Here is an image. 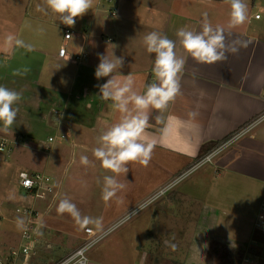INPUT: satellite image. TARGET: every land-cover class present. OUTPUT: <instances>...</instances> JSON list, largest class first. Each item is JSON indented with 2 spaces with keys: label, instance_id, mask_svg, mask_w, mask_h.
Returning <instances> with one entry per match:
<instances>
[{
  "label": "crops",
  "instance_id": "0c3cea01",
  "mask_svg": "<svg viewBox=\"0 0 264 264\" xmlns=\"http://www.w3.org/2000/svg\"><path fill=\"white\" fill-rule=\"evenodd\" d=\"M106 1L94 0L92 9L81 17L74 18L75 25L69 27L57 20V14L47 8L45 0H0L1 48L4 47L5 37L9 33L15 34L26 43L34 40L41 43L39 46L32 45L33 50L30 52L23 48L16 49L8 53L6 59L3 58L4 62H0V85L22 93L21 100L14 105L18 108L17 117L7 132L3 131V124L0 122V138L15 141L11 155H19L11 161L10 157L4 158L0 153V253L6 254L20 242L21 230L16 226L17 216L14 211H10L13 198L19 191L29 195L19 186L16 176L20 171L41 173L52 179L54 195L45 196V206L36 210L44 225L40 228L42 235L39 234L43 249L61 251L58 262L88 240H80L75 246H67L72 237L71 229L77 225V221L69 213L61 214L57 211L59 202L56 199L67 187L70 193H64L63 197L72 203L77 200L76 192L80 184L76 183L78 180L70 181L71 177L84 175L88 173L87 169L95 172L96 168L102 167L100 161L94 157L93 149L98 146L101 133L117 123L121 117V113L113 109L111 100L105 101L99 96L98 86L105 83L110 76L99 80L95 77V70L100 62L98 54H106L111 58L114 51L115 56L123 57L124 65L118 71L121 75L131 73L135 80V90L144 94L146 85L155 80L152 71L155 54L147 52L144 37L156 31L175 41V52L178 57L186 58V63L180 74V94L174 101L169 102L165 110H148L149 127L141 139L146 142L155 141L151 162L155 161L157 169L167 175L171 173L164 165L165 158L171 167L175 161L195 163L196 166H190L191 169L185 170L180 176L193 169L189 176L194 180L199 179L202 184L204 175L208 172L209 177H212L210 186L217 182L226 188L224 196L207 194L205 204L196 208L193 217L197 216V219L188 240L183 264H205L206 251L212 241L244 252L255 248L259 253L258 259L264 260V224L260 228L253 226L258 218L256 210L264 199V143L258 138L264 136V127L258 129L264 119L241 133L231 145L214 148L215 152L206 153L194 161L201 146L240 131L264 112V49H259L258 40L246 32L242 35V41H239L237 34L226 30V58L212 64L199 62L185 52L176 33L185 26L188 29L201 28L200 17H195L202 12L200 0H190L184 4L185 16L177 8L175 11L164 12L165 6L171 5V0H152L154 8L148 11L143 10L144 6L138 2L116 0L117 4L113 5ZM38 4L45 7L47 14L36 11V7L35 11L31 9ZM1 11L7 12L10 18ZM60 29H63L62 37L57 41L52 40L55 31ZM65 31L70 33L69 40L63 38ZM242 42L249 44L250 49L243 50L245 45ZM61 47L65 49L63 57L58 55ZM232 48L237 51H231ZM83 55L85 58H82ZM32 58L36 60L32 61ZM36 65L41 67L33 75ZM24 67L29 69L26 74H12L15 69ZM190 112H195V117H190ZM32 113L34 114L29 116ZM36 118L49 129L50 134L59 135L61 143L71 145L69 148L60 147L53 159L45 158L37 173L22 168L24 162L35 165L37 160L33 157L20 159L21 155L25 158V150L30 148L25 141H28L27 145L29 143L41 146L34 142L35 135L31 134L34 127L32 120ZM18 121L21 125L17 124ZM254 129H257L256 134L251 133ZM227 149L231 151L223 153ZM49 152L50 148L44 154L49 156ZM81 155H87L92 163L82 165ZM250 157V164H247L244 160ZM128 168L126 174L132 181L134 172H140L141 179L148 180V172L144 170L147 167L139 165L138 162H130ZM67 179L69 183L66 182ZM87 181L91 179L87 178ZM170 184L164 185L150 197L137 200L135 209L118 220L111 219V213L115 212L118 204L113 201L114 208L112 212L110 209L107 219H102L104 211H101L99 225L106 224L97 234L108 231L113 233L116 223L125 217L130 219L129 214L133 213L135 216L134 212H138L140 207L141 210L148 207L143 226L140 225L137 230L145 235L155 226L152 219L156 218V214L163 219L160 225L172 217L167 212L162 213L163 209H170L174 205L183 208L187 202L193 205L194 198L188 201L181 196L169 200L161 197L159 199L163 202H155L152 206L151 200L158 198L157 193ZM79 200L81 202V198ZM251 210L256 214L255 218L251 217ZM19 217L26 220L21 215ZM183 217L181 212L179 219L182 220ZM86 228L88 227L85 226L84 229ZM92 247L93 245L87 251ZM39 252L36 258H39ZM91 255V258L88 257V264L111 262L103 253ZM248 259L249 257L243 262Z\"/></svg>",
  "mask_w": 264,
  "mask_h": 264
},
{
  "label": "rangeland",
  "instance_id": "374dc122",
  "mask_svg": "<svg viewBox=\"0 0 264 264\" xmlns=\"http://www.w3.org/2000/svg\"><path fill=\"white\" fill-rule=\"evenodd\" d=\"M124 2H138L139 5L144 6L142 7V9H145V11L150 10V8H154V3L152 0H124ZM188 2H190V0H171V5H166L164 8V12H169V10H174L175 8H177V11L185 16L186 11L184 4ZM200 2L201 3H199V6H201L202 12L195 17H200L201 22L204 17L203 14L207 13L208 18H210V21L214 23L215 26L217 24L224 26L229 25L231 19V5L229 0H200ZM174 4H176V7H174ZM35 7L36 5L31 7V9L35 11ZM1 12L4 13L7 18H10L7 12ZM255 14L258 15V18H260V20H256L254 18ZM211 18H213L214 20ZM228 30H231L233 33L237 34L239 41H242V35L244 32H246L247 34L253 36L258 40L257 42L259 43V49H264V0H256L254 3H252V0H250L247 20L243 24L228 27L227 31ZM62 35L63 29L57 30L53 34L52 40L54 39V41H57L62 37ZM29 43L33 46L41 45V43H39L37 40ZM243 45H245L243 50L250 49V45L246 44V42L243 43ZM1 49L3 48H1L0 46V54H2L0 55V62H4V59H6L8 53ZM34 60L36 59L32 58V61ZM40 67L38 68V65L34 67L33 75L39 72ZM33 114L34 113L30 114L29 116H32ZM49 115L50 114H48V116ZM32 123L34 124V127L32 128L31 134L35 135L33 136L35 140L34 142H38L42 147L47 146L48 148H50V152L48 154L49 156L42 153L40 150L42 147L39 146V149H37L38 151H35L33 149L30 150V148L29 150H25V158H22L21 155L20 159L26 160L29 157H33L35 160H37V163H35V165H30L29 162H24L22 167L23 169L37 173L41 170L45 158L50 157L51 159H53L58 153V149L60 147L64 146L69 148L71 147V145L61 143V140H59L58 138L59 135L54 136V134H50L49 129L45 128L37 118L32 120ZM17 124L21 125V122L18 121ZM262 127H264V122L258 127V129ZM256 131L257 129H254L251 131V133L256 134ZM237 132H232V135ZM49 136L52 140H54V142L49 143L48 140H46ZM258 138L260 142L264 143V136H258ZM232 142L234 143V139L228 145H226V147L231 145ZM220 145L215 148L220 147ZM229 151L231 150L227 149L223 153H227ZM211 152H215V149L211 150ZM245 154L248 153L245 152ZM17 156L19 155L17 154L15 156L14 154V156L10 155L9 157L10 160L13 161ZM244 161L247 164H250L251 157L246 158ZM191 164L192 162H188L185 160H182V162L175 161L171 167L167 164L165 158L164 165L166 169L171 173L170 175H167L166 173H161L160 169H157V167L155 166V161H150L147 169H144L148 172L147 176H149V178L147 181L146 179H141L140 172H134L133 181L131 177H127V174L122 173L117 177V179L125 184V188L120 190L115 197L107 202H105L102 198V189L104 186L103 178L106 175H112V173L110 174V170H108L107 172L105 171L107 169L98 167L95 169V172L92 169H89V171L87 169L88 173L84 175H77L76 177L72 176L70 181L78 180L76 183L80 184L76 192L77 200H73V203L79 209L81 216H87L91 218L92 222H90L86 226L91 229L94 235H96L98 233V230L104 224H106L102 223V225H99L95 222L97 219H100L101 211H104L102 219H107L106 217L107 214H109L110 209H112L111 212L113 211L114 202H117L118 204L114 209V215L111 213V219L118 220L125 213L127 214L130 210L135 209V207L138 205L135 204L137 200L141 198L145 199L147 198V196L150 197L158 189L164 187V185L166 186L168 183L171 184L165 189H162L160 193H157L158 198L154 197V199L151 200L153 201L152 206L156 203H162L163 201L159 199L161 197L169 200L174 199L175 197L183 196L187 198L188 201L194 198L193 205L187 202L184 205L182 204L183 208L178 207V205H174L172 206V208H168L167 210L162 208V213L167 212L166 214L172 217H169L168 219H166L167 222H163V224L160 225V221H163V219L160 218L161 215L159 216L158 214H156V218L152 219L153 223H155V226L152 227L153 229L151 232L148 231L145 235H143V232L137 230L143 226V218L144 216H147L146 214L148 213L149 208L145 207L141 210L140 207V209H137L139 210L138 212H134V214L136 213L135 216L133 215V213L129 214L130 219H127V217H125L124 219L116 223L113 233H108L109 231L106 232L103 237H101L97 241V243L93 245L92 248L86 251L85 255H87V258H91V254H96L97 252H99L103 253L106 259H109L111 261L109 262V264H172L175 262H183L186 247L188 245V240H190L191 238L194 223L197 219V216L193 217L196 213V208H198V205L199 208H201L202 205L205 204V198L207 194L224 196L223 192L226 189L224 185H218L217 182L213 183L210 186L209 183L212 180V177H209L210 174H208V172H206V175H204L202 184H200L199 179L194 180L192 179V176H189V174L192 173L193 169L190 172L188 171L189 173L187 172L180 176V174L189 169L190 166H196L195 163L192 165ZM16 177L18 178V176ZM87 178H90L91 181H87ZM66 182L69 183V179H67ZM64 193H70V190L67 189V187L64 188L62 194H58L59 196L57 197L56 202L58 201L60 203L62 199H65L63 197ZM53 195L48 196L52 197ZM79 198H81V202ZM13 199L14 202L11 206L10 211H14V214L17 217H19L20 214L18 215L15 212L16 210L23 208L33 209L35 211L38 209L40 210V208L45 206L47 202V199L45 200L41 198H34V196L32 195H25L20 191ZM146 204H144V206ZM259 208L260 205L256 210L257 215L253 214V210H251L250 212L252 218H255V215L256 218L258 217L257 222L261 214ZM156 212H159V208L156 210ZM181 212L184 214L182 220L179 219V214H181ZM253 221L254 219H252V223ZM253 226L256 228V225ZM84 227L85 226H81V224L77 223V225L73 229H71L72 237H70V242L67 243L68 247L77 245L80 240H87L90 238L89 236H86L84 234ZM260 227L262 226L260 225ZM37 251H40L39 254L41 256L38 255L39 258H36L37 256H32V258L30 259V264H56L59 262H57V259L62 253L61 251L58 252L43 249L42 246H40ZM50 259L55 261H50ZM243 264H258V258L249 256V259L243 262Z\"/></svg>",
  "mask_w": 264,
  "mask_h": 264
},
{
  "label": "clouds",
  "instance_id": "9594fccd",
  "mask_svg": "<svg viewBox=\"0 0 264 264\" xmlns=\"http://www.w3.org/2000/svg\"><path fill=\"white\" fill-rule=\"evenodd\" d=\"M93 2L94 0H45L47 8L57 14V20L69 27L75 25L74 18L81 17L92 9ZM229 2L231 19L228 26L217 24L213 27L207 13H204L199 30L188 29L185 26L177 31L176 35L183 49L193 59L212 64L226 58L228 49L224 43L225 32L228 27L243 24L247 20L250 0H229ZM36 11L47 14L45 7L40 4L36 5ZM144 44L148 53L155 54L152 69L155 80L146 85L144 94L135 90V80L131 73L121 75L118 71L124 65L123 57L115 56L114 51L111 58L106 54H98L100 62L95 70V77L99 80L110 76L105 83L98 86L99 96L102 100H111L113 109L121 113L119 121L101 133L98 146L93 149V155L100 161L101 166L115 174L103 178L102 198L105 202L125 188V184L117 177L129 171L130 162H138L147 167L152 159L155 141L146 142L141 139L142 134L149 127L148 110H165L181 90L180 74L184 70L186 58L177 56L175 41L153 31L145 35ZM21 48L28 52L33 50L30 43H26L15 34L6 35L3 47L6 53ZM231 51L235 52L237 49L232 48ZM28 71L29 69L24 67L15 69L12 74L24 75ZM21 98L22 93L0 85V122L3 124V131L7 132L13 125L18 114V108L14 105ZM195 115V112L189 113L190 117ZM164 131L166 132L167 129ZM80 163L87 166L92 162L87 155H81ZM22 175L24 188H30L33 182L27 178L26 173ZM57 211L61 214L69 213L81 226L92 222L90 217L81 216L79 209L69 199H62ZM95 222L99 224L100 220L97 219ZM16 226L21 231L28 230L22 217H17ZM43 227V223L40 222L36 229L37 234L42 235L40 228Z\"/></svg>",
  "mask_w": 264,
  "mask_h": 264
},
{
  "label": "built area",
  "instance_id": "2783aa9c",
  "mask_svg": "<svg viewBox=\"0 0 264 264\" xmlns=\"http://www.w3.org/2000/svg\"><path fill=\"white\" fill-rule=\"evenodd\" d=\"M116 0H107L106 2L109 4H117L115 2ZM255 19H259L258 15H254ZM70 33L68 31H65L64 33V40L70 39ZM65 54V49L61 47L58 50L59 57H63ZM82 58H85V55L82 56ZM81 59V58H80ZM262 99L264 101V93H262ZM261 119H264V112L257 117L256 119L250 121L249 124H247L243 129H241L239 132L233 134L230 139L223 142L222 145H220L219 148H223L226 145H228L233 139L238 137L241 133L246 131L250 126H252L254 123L260 121ZM48 142H53L51 138L47 139ZM26 142V146H29L33 149H39V147L36 145H30ZM15 144V141H11L8 139H5L3 137L0 138V153L3 155L4 158H9L11 155V151L13 148V145ZM43 153H47L49 151V148L44 146L40 149ZM189 168L188 170H190ZM27 174V178L31 180L32 186L30 188H24L23 186V175ZM18 183L21 189L23 191L28 192L30 195L34 196V198H41L44 199L45 196L53 195L54 189L52 186V179H50L47 175L37 173V174H30L25 171H20L18 173ZM260 216L258 222H256V227H260V225L264 224V199L262 200L260 204ZM18 215L20 214L24 218H26L25 223L27 225L28 230L26 232L21 231L19 238L20 242L19 245L16 248L10 249L6 254L0 253V264H30V259L32 256H36L38 254V249L40 246L43 245L41 237L39 234H37L36 229L38 227V224L40 223V214L33 210L28 208L18 209L15 211ZM84 233L89 236L90 238L85 241L81 246L78 247L74 252H72L67 257L59 260L56 264H88L89 260L87 258V255H85V252L89 247L97 243V241L103 237L104 233H99L96 235L93 234L91 229L86 228L84 229Z\"/></svg>",
  "mask_w": 264,
  "mask_h": 264
},
{
  "label": "trees",
  "instance_id": "16d2710c",
  "mask_svg": "<svg viewBox=\"0 0 264 264\" xmlns=\"http://www.w3.org/2000/svg\"><path fill=\"white\" fill-rule=\"evenodd\" d=\"M255 1L256 0H252V3H254ZM231 136L232 133L219 141L211 142L210 144L201 146L194 161L199 160L200 158L205 156L206 153L211 152L212 149L230 139ZM206 252L205 264H242V262L247 257L250 256L258 258L257 256L259 255L258 251L255 248H249L244 252L235 247H228L218 241H212L209 244ZM172 264H183V262H175ZM258 264H264V260L259 258Z\"/></svg>",
  "mask_w": 264,
  "mask_h": 264
}]
</instances>
